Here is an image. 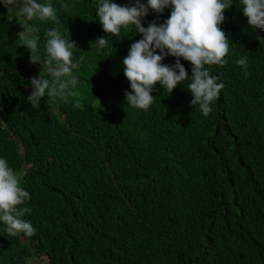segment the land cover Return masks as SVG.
<instances>
[{"label":"trees","instance_id":"obj_1","mask_svg":"<svg viewBox=\"0 0 264 264\" xmlns=\"http://www.w3.org/2000/svg\"><path fill=\"white\" fill-rule=\"evenodd\" d=\"M37 2L52 4L58 25L0 2V158L29 193L18 207L31 209L22 219L36 229L10 236L0 222V264H264V31L248 25L240 0L219 25L227 63L205 66L224 85L207 117L190 105V81L170 94L157 83L147 110L126 103L122 62L142 34L134 25L106 34L99 0ZM170 13L149 9L141 24ZM22 23L38 29L42 58L50 28L76 42L77 95L28 102L42 67L21 45ZM106 35L101 49L95 41ZM179 59L190 77L191 63Z\"/></svg>","mask_w":264,"mask_h":264},{"label":"clouds","instance_id":"obj_2","mask_svg":"<svg viewBox=\"0 0 264 264\" xmlns=\"http://www.w3.org/2000/svg\"><path fill=\"white\" fill-rule=\"evenodd\" d=\"M9 14L23 16L26 21H52L58 25L57 13L51 3H39L37 0H0ZM232 0H147L146 5L136 0L134 6H121L111 0H99L96 16L106 34L119 36L121 28L134 25L142 34V39L133 43L123 59V72L129 81L131 92L125 93L126 103L147 110L153 102L151 92L159 83L170 94L174 88L190 81L186 90L191 93L190 105L207 117L211 104L219 98L223 83H218V75L211 74L206 65L224 67V59L229 52V39L219 27L224 21V11L231 6ZM243 15L250 27L264 31V0H240ZM171 6L170 16L164 23L154 21L145 28L141 18L151 9L162 13ZM66 8V5H62ZM18 33L21 45L30 53V63L41 64L42 71L30 81L32 91L27 97L33 108L39 106L41 99L47 97L75 96L71 91L78 83L73 70L78 69L84 57L73 60L76 42L64 38L59 27L45 31L44 45L46 57L38 54V29L28 23L21 24ZM107 35L97 38L99 48L108 44ZM157 49L159 54H157ZM166 55L176 57L172 66L161 61ZM191 63V76L179 58ZM247 56L236 61L242 69L247 68ZM248 75L247 72L244 73ZM50 77V78H46ZM30 199L29 193L21 187L20 176L9 167L6 159L0 158V222L6 225L10 236L23 233L25 237L35 235L33 225L22 219L30 208L18 207Z\"/></svg>","mask_w":264,"mask_h":264}]
</instances>
